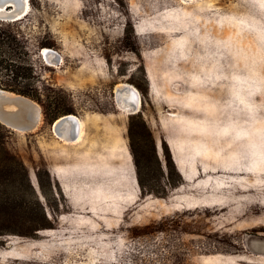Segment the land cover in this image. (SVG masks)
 <instances>
[{
    "label": "rangeland",
    "instance_id": "374dc122",
    "mask_svg": "<svg viewBox=\"0 0 264 264\" xmlns=\"http://www.w3.org/2000/svg\"><path fill=\"white\" fill-rule=\"evenodd\" d=\"M30 4L26 17L6 23L30 54L38 94L30 98L42 116L33 132L6 127V145L52 218L37 169L49 170L64 197L53 200L51 235L0 237V264H264L249 262H264L263 3ZM44 47L60 61L47 63ZM121 83L141 94L142 130L152 133L157 151L154 178L144 174L154 192L136 177L132 114L115 97ZM66 114L83 122L78 142L60 139L51 126ZM141 150L151 154L147 144ZM126 151L135 179L117 158Z\"/></svg>",
    "mask_w": 264,
    "mask_h": 264
},
{
    "label": "trees",
    "instance_id": "16d2710c",
    "mask_svg": "<svg viewBox=\"0 0 264 264\" xmlns=\"http://www.w3.org/2000/svg\"><path fill=\"white\" fill-rule=\"evenodd\" d=\"M254 1L262 2L264 5V0ZM9 25L0 21V87L25 96L38 98L35 88L36 75L30 63V54L20 34L11 29ZM138 118L140 120L136 122ZM139 124L141 128H138ZM142 126L148 129L145 120L139 113L132 114L130 118L131 154L136 169V177L141 187L147 189L148 192H154L151 190V185L146 182L144 174L145 170H148V176L154 178L150 162L152 157L157 155L156 145L152 133L147 130V133L144 134ZM6 131V126L0 123V237L5 235L36 237L42 230H44L42 231L43 234L51 235L52 231L46 229L54 227L52 219H56L58 213L56 210L58 209L56 208L58 202L54 205L53 200L56 201L57 195L64 197L63 188L60 182L52 177L48 169H37L36 176L40 189L50 210L56 215H53L52 218L32 182L28 168L17 155L7 148ZM136 133L141 136L136 138ZM146 144L151 148V154L142 152L141 149ZM174 150L176 151L174 156L179 157L176 146ZM117 156L121 160L120 166H122V170L125 169L123 172L126 173V176L135 179L130 153L128 151L120 152ZM166 157L170 160V167L176 169L170 152H167ZM178 163V167L181 168L180 160ZM156 165L157 169L163 173L158 158ZM55 174L57 178L61 179L64 176L58 171ZM33 181L35 182L34 176ZM12 243V240L8 242V244ZM249 262L264 263L259 257Z\"/></svg>",
    "mask_w": 264,
    "mask_h": 264
},
{
    "label": "water",
    "instance_id": "95a60500",
    "mask_svg": "<svg viewBox=\"0 0 264 264\" xmlns=\"http://www.w3.org/2000/svg\"><path fill=\"white\" fill-rule=\"evenodd\" d=\"M30 9L31 4L30 8L26 9L24 0H0V21L6 22L22 20L29 13ZM135 111H132L131 114H136L141 111V109H138L137 112ZM41 116L42 109L35 100L28 96L0 87L1 124L14 131L29 133L38 128ZM62 117H65V115L60 118ZM71 120L74 124V119ZM51 126L56 132L55 121L52 122ZM61 133L63 132L58 129V134ZM76 136L77 131L68 138L73 140Z\"/></svg>",
    "mask_w": 264,
    "mask_h": 264
},
{
    "label": "bare ground",
    "instance_id": "6f19581e",
    "mask_svg": "<svg viewBox=\"0 0 264 264\" xmlns=\"http://www.w3.org/2000/svg\"><path fill=\"white\" fill-rule=\"evenodd\" d=\"M26 9L30 8V0H24ZM42 56L48 61L49 64H55L60 61V55L54 49L44 48L41 51ZM115 97L117 105L127 114H131L132 111L141 109L142 98L139 90L132 84L121 83L115 88ZM135 111V112H137ZM75 123L73 124L72 120ZM58 129L63 132L58 134ZM56 135L66 141L67 143L78 142L83 135V122L82 120L73 114L65 115V117L55 120ZM77 131L75 139L71 140L68 137Z\"/></svg>",
    "mask_w": 264,
    "mask_h": 264
}]
</instances>
